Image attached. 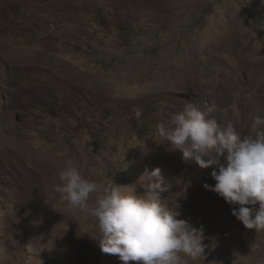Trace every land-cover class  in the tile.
Listing matches in <instances>:
<instances>
[{
    "label": "rangeland",
    "instance_id": "obj_1",
    "mask_svg": "<svg viewBox=\"0 0 264 264\" xmlns=\"http://www.w3.org/2000/svg\"><path fill=\"white\" fill-rule=\"evenodd\" d=\"M188 104L242 136L264 117V0H0V264H123L57 190L69 159L100 186L90 207L161 169V201L203 229L196 264H264V231L158 135Z\"/></svg>",
    "mask_w": 264,
    "mask_h": 264
},
{
    "label": "clouds",
    "instance_id": "obj_2",
    "mask_svg": "<svg viewBox=\"0 0 264 264\" xmlns=\"http://www.w3.org/2000/svg\"><path fill=\"white\" fill-rule=\"evenodd\" d=\"M214 111L215 105L188 104L157 125L158 135L172 150L181 151L185 162L211 168L215 184H205V189L222 198L246 229L264 231V117L254 116L242 136L233 123H219ZM133 112L139 119L143 109ZM58 179L57 190L66 204L94 219L102 253L118 256L123 264H196L204 258L203 229L180 219L179 205L160 199L166 191L161 169L145 170L140 177L143 194L132 188L125 194V187L112 181L91 207L89 199L100 186L84 178L71 159Z\"/></svg>",
    "mask_w": 264,
    "mask_h": 264
}]
</instances>
